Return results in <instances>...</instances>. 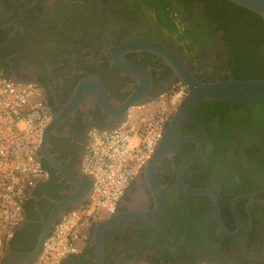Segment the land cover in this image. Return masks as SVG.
Wrapping results in <instances>:
<instances>
[{"label": "flooded vegetation", "instance_id": "obj_1", "mask_svg": "<svg viewBox=\"0 0 264 264\" xmlns=\"http://www.w3.org/2000/svg\"><path fill=\"white\" fill-rule=\"evenodd\" d=\"M173 2L182 33L195 29L196 17ZM219 38L199 39L190 52L181 33L170 31L139 0H0V73L38 85L52 119L57 118L48 149L67 175L43 161L51 169L45 168L48 176L30 188L24 205L27 221L19 230L39 224L40 238L43 221L56 210L72 209L65 203L77 187L70 178L84 173L93 128H114L128 117L124 103L130 98L141 96L150 103L181 81L164 58L146 50L124 52L125 43L166 44L200 80L217 81L230 74L221 67L224 45ZM123 52L145 68L137 78L120 68ZM97 78L105 82L109 103ZM85 83L87 95L73 103ZM191 116L178 138L198 136L201 154L184 169L199 148L197 141L187 140L161 161L155 174L145 165L117 211L136 212L138 218L108 227L102 243L91 239L72 256L80 264H122L136 257L146 264H264V151L216 153L213 144L187 126ZM215 155L223 162L214 160ZM85 182L91 188L94 178L85 177Z\"/></svg>", "mask_w": 264, "mask_h": 264}, {"label": "built area", "instance_id": "obj_2", "mask_svg": "<svg viewBox=\"0 0 264 264\" xmlns=\"http://www.w3.org/2000/svg\"><path fill=\"white\" fill-rule=\"evenodd\" d=\"M38 92L36 83L0 73V259L25 220L27 190L49 174L38 154L52 113L46 101L37 98ZM186 93L179 81L155 101L131 106L128 117L114 128L89 132L82 168L94 178L90 198L57 222L30 264H61L82 252L98 222L117 213Z\"/></svg>", "mask_w": 264, "mask_h": 264}, {"label": "trees", "instance_id": "obj_3", "mask_svg": "<svg viewBox=\"0 0 264 264\" xmlns=\"http://www.w3.org/2000/svg\"><path fill=\"white\" fill-rule=\"evenodd\" d=\"M139 1L151 8L170 31L181 33L190 52L200 45L199 39L214 40L218 35L224 45L221 67L225 73L230 72L224 80L264 78V17L260 14L231 0ZM173 1L178 3L180 10L185 8L196 17L195 29L189 28L187 33H182L173 14ZM187 126L202 134L219 154L226 150L258 148L264 151V102L242 104L207 100L196 108ZM214 160L223 162L220 155H215ZM43 166L51 169L47 163ZM40 232L39 224H27L16 232L10 246L17 251H31L37 245Z\"/></svg>", "mask_w": 264, "mask_h": 264}, {"label": "water", "instance_id": "obj_4", "mask_svg": "<svg viewBox=\"0 0 264 264\" xmlns=\"http://www.w3.org/2000/svg\"><path fill=\"white\" fill-rule=\"evenodd\" d=\"M238 5L244 6L264 17V0H231ZM124 52L132 50H146L152 53L158 54L166 60V62L174 69L177 77L185 84L187 88V93L183 96L178 107L172 112L171 118L169 120L168 126L163 132V136L158 142L157 147L151 155L146 166L155 174L158 165L161 161L167 157L175 154L179 148L187 140L197 141L199 144L198 150L189 158L185 163L184 169L190 165L202 152V141L196 135H189L183 138H178V133L187 119L193 114L194 110L204 101L207 100H220L232 103H242V104H255L264 102V78L261 79H246V80H217V81H201L193 70H191L185 61L168 45L155 42V41H131L125 43L122 46ZM124 52L118 59V64L120 68L130 76L137 78V72L140 70H145V68L134 64L127 60L124 56ZM101 85L103 94L105 95L106 102H110L109 93L107 91L105 82L99 78L96 81ZM87 83L80 85L78 91L74 97L73 103L80 102V96H86V92L89 88ZM141 95V94H140ZM134 97V96H133ZM130 98L126 103H124V114H127L129 107L133 105H142L148 99L143 98ZM82 99V98H81ZM121 106V105H120ZM123 114V115H124ZM57 124V118H53L48 124L45 130L44 141L38 154L39 160L43 163L46 160L58 173L65 176L63 165L52 155L51 151L48 149V140L51 131ZM145 166V167H146ZM67 176V175H66ZM65 176V177H66ZM85 177H91V175L80 174L78 176H73L70 178L76 185V189L71 192V195L65 203L71 205L72 208L79 207L90 198L92 187L90 188L85 182ZM205 193H210L208 190H202ZM211 194V193H210ZM159 196L163 200L162 190H159ZM217 213H219V207L217 205ZM68 211L56 210L52 216L43 221V230L38 240L36 247L31 251H17L12 247H9L5 256L0 259V264H30L36 260L44 246L45 240L48 238L53 228L57 222L67 213ZM137 213L133 212H118L111 216H108L98 222L93 233L92 240H97L103 242L106 230L108 227L119 223L123 220H129L132 218H138ZM26 219V213H25ZM27 221V220H26ZM21 225L20 229L24 226ZM73 260L76 264H80L76 257H70L63 261L61 264H66L68 261ZM136 263H146L142 259L136 257L125 260L122 264H136Z\"/></svg>", "mask_w": 264, "mask_h": 264}, {"label": "crops", "instance_id": "obj_5", "mask_svg": "<svg viewBox=\"0 0 264 264\" xmlns=\"http://www.w3.org/2000/svg\"><path fill=\"white\" fill-rule=\"evenodd\" d=\"M42 97V96H41ZM42 99H44L43 97H42ZM33 186V185H32ZM31 186V187H32ZM30 187V188H31ZM30 188L27 190V197L29 196V190H30ZM89 243H85V244H82V249L84 250L86 247H87V245H88ZM70 258V257H69ZM68 259V258H67Z\"/></svg>", "mask_w": 264, "mask_h": 264}, {"label": "rangeland", "instance_id": "obj_6", "mask_svg": "<svg viewBox=\"0 0 264 264\" xmlns=\"http://www.w3.org/2000/svg\"><path fill=\"white\" fill-rule=\"evenodd\" d=\"M37 98L42 99V97H41V95L39 94V92H38V94H37ZM156 104H157V103H156ZM156 104H153V106L156 105ZM149 107H152V106L150 105Z\"/></svg>", "mask_w": 264, "mask_h": 264}]
</instances>
